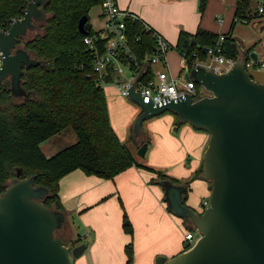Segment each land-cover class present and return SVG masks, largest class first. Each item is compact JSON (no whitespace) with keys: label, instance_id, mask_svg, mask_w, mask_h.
Instances as JSON below:
<instances>
[{"label":"water","instance_id":"1","mask_svg":"<svg viewBox=\"0 0 264 264\" xmlns=\"http://www.w3.org/2000/svg\"><path fill=\"white\" fill-rule=\"evenodd\" d=\"M48 0H30L23 16L6 30H0V85L11 80V93L28 97L22 85L24 67L44 63L35 59L19 41L45 21L42 8ZM256 22L253 23V25ZM93 25L84 14L78 24L88 35ZM251 57L258 61L256 51ZM206 95L194 99L185 93L178 98L165 96L154 103L137 91L139 79L128 90L130 99L141 107L133 125L135 137L143 136V123L167 111L182 122L209 133L202 177L210 183L209 206L198 211L185 203L186 185L171 179L159 181L169 211L193 222L200 237L188 250L168 259L159 256L157 264H264V82L251 77L241 58L226 72L216 73L203 66L185 72ZM148 143L138 148L145 157ZM36 174L22 177L17 170L0 194V264H76L86 243L66 245L56 230L61 229L65 212L50 209L43 202L49 188L36 185Z\"/></svg>","mask_w":264,"mask_h":264},{"label":"trees","instance_id":"2","mask_svg":"<svg viewBox=\"0 0 264 264\" xmlns=\"http://www.w3.org/2000/svg\"><path fill=\"white\" fill-rule=\"evenodd\" d=\"M29 1L0 0V30L14 19L22 17ZM103 1L48 0L42 7L47 19L38 22V27L30 30L19 41V46L24 47L33 58L44 61L36 67H24L22 85L30 95L21 98L13 96L10 78L4 79L0 85V194L19 168L22 169V177L38 175L36 185L49 188V193L43 199L45 205L63 211L67 216L64 226L56 230V235L61 236L71 248L82 244V237H74L68 220L69 213L59 195L60 180L70 172L80 169L87 175L113 179L130 167L137 166L154 172L157 176L153 181L158 184L162 179L182 183L151 166L139 163L112 126L105 89L94 73L93 51L84 42L86 35L80 33L78 28L80 18L84 14L88 15L90 7ZM253 2L237 0L232 27L223 34L225 39L221 54L228 59L246 60L254 50V47L245 48L233 34L236 23L247 16ZM206 4L207 0H200L201 10L205 9ZM125 24L128 44L138 59L142 60L146 55L156 52L154 29H148L141 19L127 18ZM220 35L202 27L195 33L181 29L173 49L187 60V67H192L197 59L207 57L205 48L214 45ZM140 72L142 80L151 78V63H144ZM113 77L112 74L107 76L106 81ZM196 88L198 99L202 86L196 82ZM167 112L176 117L177 127L186 123L180 120L178 114ZM67 128L74 131L77 141L62 144L48 157L42 144ZM142 137V144L150 143V136L144 133ZM202 172L203 164L195 177ZM190 182L183 183L187 187L185 203ZM185 224L188 232L196 230L193 222L185 221ZM123 229L133 237L134 227L126 213L123 216ZM125 250L126 264H134L133 239L127 243ZM186 250L188 247L185 246Z\"/></svg>","mask_w":264,"mask_h":264},{"label":"crops","instance_id":"3","mask_svg":"<svg viewBox=\"0 0 264 264\" xmlns=\"http://www.w3.org/2000/svg\"><path fill=\"white\" fill-rule=\"evenodd\" d=\"M116 1L121 9L134 13L171 44L172 41L178 40L181 29L194 32L197 28L203 27L215 33H227L232 27L236 12V9L232 13L229 11L228 19L217 16V20L215 17L214 21V19L212 20L213 13H218L223 9V3L218 0H209L208 19L206 16L200 19L198 0ZM232 3L237 4V0H232ZM213 4H215V7L211 12ZM151 5H161L168 9L180 10L183 16L192 14L190 18L195 22L192 26H189L188 17L185 20L177 18L172 22L167 20V22L162 23L154 15ZM187 6H190L189 10H187ZM254 22L264 23L263 19L252 21V25ZM234 31V36L238 38ZM238 39L245 48L251 46L246 45L242 39ZM253 51L258 54L259 61H264V47L261 50L255 46ZM177 54L179 56L178 70L171 67L169 53L167 56V68L173 76L179 77L183 75L185 78L183 59L178 52ZM153 68L155 70L164 69L159 64L153 66ZM112 79L116 80L114 84L108 83ZM112 79L105 83L104 89L109 84L115 86L117 91H119L118 79L115 77ZM260 82H264V80ZM121 102L125 104L127 110L123 130L122 127L118 128V125H120L118 122L110 119L116 133L119 130H121L120 133H123L122 131L128 128L130 119L137 115L135 114L137 111L132 110L125 100H121ZM137 113L140 115L141 110ZM152 119L158 120L150 124V131H153L154 134L161 131L163 133L161 140H163V136L168 139L166 148H160V152L171 161V164H169L171 166L169 167H173V169L170 168L169 176L179 181H191L186 204L198 210L196 208L197 204L194 200L193 202L191 200L190 193H193L194 190H203L205 186L210 184L208 181L207 183L203 181L205 179L202 174L195 177L204 161V154L210 138L209 133L196 129L189 123L178 125L176 129V117L170 112L155 116ZM157 125L159 126L157 127ZM172 127L177 132L181 131L180 139L170 134ZM148 132L143 129V134L145 133L146 136H150ZM56 137L46 142L54 145L59 143L63 136ZM138 138L143 141V137H136V140ZM148 145H151V141ZM137 147L139 148L140 146L137 145ZM149 149L150 146L148 147ZM156 176L153 172L132 166L113 179L87 175L82 170L76 169L60 180L59 195L69 213L68 220L73 232L76 223L78 224L79 222L84 223V227L93 232L88 238L90 240L83 242L87 244V248L81 257L76 259V264H126L127 253L125 247L132 239L134 242V264H154L153 261L156 256H164L170 259L184 252L185 235L189 230L185 231L184 228H187L185 221L172 214L168 209L167 203L163 202L165 197L164 190L162 187L159 189L157 183L153 181ZM143 183L150 186L151 190L149 192L143 189ZM127 203L131 206L136 205V208H133L129 215L134 227L133 237L123 229V215ZM76 212H79V217L72 218ZM74 237H77L75 233Z\"/></svg>","mask_w":264,"mask_h":264},{"label":"built area","instance_id":"4","mask_svg":"<svg viewBox=\"0 0 264 264\" xmlns=\"http://www.w3.org/2000/svg\"><path fill=\"white\" fill-rule=\"evenodd\" d=\"M248 9L246 17L239 20L242 23L249 24L257 19H264V0H254ZM104 22L100 29L95 30L84 37V42L93 51L94 54V73L98 77V81L102 87L105 86L106 77L113 75L118 82V90L124 96H129L128 90L135 79H139L137 83V91L146 94L152 98L154 103L160 102L165 96L170 98H178L187 93L194 99L198 95L196 81L194 79L187 80L183 75L179 77L173 76L168 70V53L173 48L161 34L155 32L157 48L155 53L145 56L144 59H138L132 52L126 38L127 18L140 19L134 13L123 10L119 7L116 0H104L102 3ZM19 17L18 19H20ZM14 19L7 27L2 28L6 31L10 25L18 20ZM251 21V22H248ZM147 28L150 27L147 25ZM137 38L136 40H138ZM225 35L221 34L217 42L206 47L207 57L197 59L192 67H187V60L182 56L184 71L191 70L196 66H203L208 70L216 73L228 71L236 60L228 59L221 54V49ZM4 56L0 52V66L3 64ZM144 63H151L153 76L149 79H141V66ZM162 65L164 69L155 70L153 66ZM129 66L132 71V81H122L121 76L124 73L123 66ZM245 67L250 73L251 71L259 72L264 69V61H255L250 54L245 60ZM206 90L202 87L201 97L206 95ZM204 208L209 206V200L205 199L202 202ZM195 235L193 232H187L185 235V246L190 249L195 244ZM197 239V238H196Z\"/></svg>","mask_w":264,"mask_h":264},{"label":"rangeland","instance_id":"5","mask_svg":"<svg viewBox=\"0 0 264 264\" xmlns=\"http://www.w3.org/2000/svg\"><path fill=\"white\" fill-rule=\"evenodd\" d=\"M219 2L221 1L223 3V9H221L218 13L214 12L212 15V20L214 19L215 21V17L217 20V16L219 18H225L228 19V14L229 11L234 12L236 9V3L233 4L232 0H218ZM208 3L210 4V1L207 0V4L204 10H201L200 8V0H198V11L200 13V19H202L204 16H206V18L208 19ZM213 8L215 7V4H213ZM253 5H255V3H253ZM190 6H187V10H189ZM151 8L154 12V15L156 16V18L161 21L162 23L167 22V20H170L171 22L177 18H181V19H187L188 17V25L192 26L193 23L195 22L194 20H191V16L192 14H186L183 16V13L180 10L177 9H168L165 7H162L161 5H151ZM88 16L90 18V22L93 25L92 30H98L102 27L103 22H104V18L103 16V9H102V5L101 3H96L94 5H92L89 9V13ZM203 28V27H202ZM198 29V28H197ZM196 29V31H197ZM185 30V29H184ZM189 33H195L194 32H190L188 30H185ZM235 34L238 36V38L242 39L246 45H251L250 47H254L257 46V49H261L264 47V23L260 24V23H255L254 25H252V23L246 24V23H242V22H237L235 25ZM226 33V32H225ZM224 34V33H223ZM178 41V40H177ZM177 41H172V44H176ZM254 42V43H253ZM248 47V48H250ZM169 58H170V64L171 67H173L175 70H178V62H179V56L176 52V50H174L173 48H171V50L169 51ZM124 69V73L121 76L122 81L125 82H131L132 81V71L130 70L129 66L125 65L123 66ZM251 75L256 79V80H260L263 81L264 80V70H261L260 72H254L251 71L250 72ZM114 81H116L115 79L110 80L108 83H112L114 84ZM107 83V84H108ZM105 93H106V98H107V102H108V108H109V114H110V119L115 120L116 122H118L120 125H118L119 127H122L123 130V126H124V120H125V114H126V106L125 104H122L121 100H125V102L131 107L132 110H136L137 112H139V110H141V107L135 103L134 101H132L130 99V97L128 96H124L122 95L119 91H117V89L115 88V86L113 85H109L107 87H105ZM136 116H133L130 121H129V126L128 128H125V131H122L123 133H120L121 130H119L117 133L120 137V139L122 140V142H124L127 147L129 148V150L134 154V157L136 158V160L141 163L142 165H146V166H151L163 173H166L169 175L170 173V168L173 169V167H169L171 165L170 162L167 157L163 156L160 152V148H166L167 143H168V139H166L163 136V140L162 139V135L163 133L161 131H159L158 133H153V131H150V124H153L155 121H157L158 119H148L143 123V129L149 131L148 134L151 136V145H148V147L150 146V149L147 151L146 156L145 157H141L140 155H138L137 151H138V146H141L142 141L141 138H138V140H136V137L134 136L133 130H132V126L133 123H135L137 117L139 116L138 113ZM160 125V124H159ZM157 125V127L159 126ZM177 129V126L175 127ZM171 135H174L175 137H179L178 139L181 138V131L177 132V130H174V128H171L170 131ZM63 136V137H62ZM57 137H62V140L59 143L56 144H52L50 145L48 142H45L42 144V149L46 152V155L52 156L62 144H69V143H73L77 141V136L74 133V131L71 128H67L65 130H63L60 134L57 135ZM56 137V138H57ZM137 143V144H136ZM169 146V145H168ZM155 163V164H154ZM158 164V165H157ZM137 167V166H134ZM137 168H141L147 171H150L146 168L143 167H137ZM152 172V171H150ZM154 173V172H153ZM155 174V173H154ZM207 183V180H203ZM182 184L186 183L187 181H181ZM158 188L161 189L160 184H158ZM209 185L205 186V188H203V190H194L193 193H190L191 195V200L197 204L196 208L199 211H203L205 208L202 205V201L204 198L208 199L210 201V195H211V191L209 190ZM143 189L147 190L148 192L151 190L150 186L148 184L143 183ZM164 203L165 200H163ZM63 203V202H62ZM133 208H136V205H130L129 203H127V205H125V209H124V214L126 213L130 219V214L133 210ZM79 212H76L72 218H77L79 217ZM124 216V215H123ZM81 218V217H80ZM132 220V219H130ZM132 222V221H131ZM76 227H74V233L78 236L80 235L82 237V243L84 241H89L90 239H88L91 235H92V231L90 229L85 228L84 223H76L75 225ZM185 231H188L187 228H184ZM195 235V237L198 239L200 237V233L197 230H193L192 231ZM62 235H64V232H61ZM85 236V238H84ZM134 236V235H133ZM195 238V243L197 241V239ZM87 239V240H85ZM186 242V239H185ZM159 256L154 257V264H157L156 259Z\"/></svg>","mask_w":264,"mask_h":264}]
</instances>
